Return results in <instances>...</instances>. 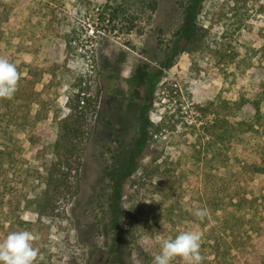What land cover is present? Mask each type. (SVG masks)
I'll use <instances>...</instances> for the list:
<instances>
[{"label": "rangeland", "instance_id": "rangeland-1", "mask_svg": "<svg viewBox=\"0 0 264 264\" xmlns=\"http://www.w3.org/2000/svg\"><path fill=\"white\" fill-rule=\"evenodd\" d=\"M186 3L158 0L151 10L149 0H0V56L37 91L20 80L12 99H0V145L9 152L0 241L31 231L34 264H120V245L133 264H152L163 239L192 230L203 234V264H264V0H202L200 48L168 61ZM80 80L90 105L65 169L71 186L40 212L33 199L54 157L55 117L69 111ZM146 100L149 120L162 122L157 133L139 119ZM217 116L232 123L228 149L208 132ZM132 159L119 235L111 177ZM199 208L209 210L203 221Z\"/></svg>", "mask_w": 264, "mask_h": 264}, {"label": "trees", "instance_id": "trees-1", "mask_svg": "<svg viewBox=\"0 0 264 264\" xmlns=\"http://www.w3.org/2000/svg\"><path fill=\"white\" fill-rule=\"evenodd\" d=\"M158 0H149V6L151 10H154L157 6ZM122 6L119 4L117 7L113 8L114 13H120L122 11ZM184 21L174 32V39L172 47L170 48V53L167 58L170 61L173 56L177 55L181 51L192 52L200 48V39L198 38L197 31V15L202 8V0H187L184 5ZM68 44V43H67ZM165 66H169V62L163 63ZM157 75V74H153ZM21 80H25L32 83V90L36 94L37 91L34 90V83L26 77H21ZM80 82L76 85L78 87L77 91L72 93L67 99L68 112L63 116L55 117L56 121V138L53 142V152L54 157L52 162L45 169L44 176V187L39 192V196L33 201L39 206L40 212L47 211L49 208H53L57 200L56 195L60 194L65 188L70 189V183L68 181L69 176L67 175L65 169L73 168L72 156L75 155L78 149V139L83 134V124L86 114V109H88L90 103L85 96L86 86ZM152 89L150 90L151 93ZM4 100V99H3ZM151 102L149 100L144 101L139 107V119L146 126L153 127V132L157 133L162 128V122L154 124L149 120L148 111L151 107ZM200 110H206L208 106L198 105ZM5 112L1 110L0 107V117H3ZM231 122L228 116H217L212 124L209 126V133L214 136L215 141L218 142V148L228 149L229 136H231ZM212 128V129H211ZM215 130V131H214ZM146 131L141 135L137 147L142 145L144 139H146ZM135 150V147L131 149ZM9 152L6 151V147L0 145V169H2L3 158ZM229 157V155H228ZM228 157L224 160H227ZM80 164V161H77ZM137 163L131 161V164L124 166L112 175V188H111V215L112 219L110 224L112 229L119 235L123 233L122 230L118 228L119 224H122L121 228L125 226L127 221H124L125 214L121 206V199L123 194V183L137 169ZM124 219V220H123ZM125 222V224H124ZM119 229V230H118ZM216 254L221 253L219 251V244H216ZM118 253V260L120 264H133L131 259L126 252L124 245H120L116 248Z\"/></svg>", "mask_w": 264, "mask_h": 264}, {"label": "clouds", "instance_id": "clouds-1", "mask_svg": "<svg viewBox=\"0 0 264 264\" xmlns=\"http://www.w3.org/2000/svg\"><path fill=\"white\" fill-rule=\"evenodd\" d=\"M22 73L15 63L0 56V99H12L18 91ZM151 203V201H146ZM194 215L203 221L209 216L207 208H199ZM203 234L187 230L180 232L174 239H163L161 250L155 255L152 264H173L179 257L185 264H203L201 253ZM36 236L29 230H18L7 234L0 241V264H34L40 250L34 247Z\"/></svg>", "mask_w": 264, "mask_h": 264}]
</instances>
